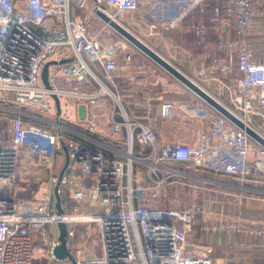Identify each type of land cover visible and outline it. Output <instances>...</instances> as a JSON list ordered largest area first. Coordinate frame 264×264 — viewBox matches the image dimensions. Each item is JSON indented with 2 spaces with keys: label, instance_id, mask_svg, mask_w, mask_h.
<instances>
[{
  "label": "built area",
  "instance_id": "2783aa9c",
  "mask_svg": "<svg viewBox=\"0 0 264 264\" xmlns=\"http://www.w3.org/2000/svg\"><path fill=\"white\" fill-rule=\"evenodd\" d=\"M85 2L0 0V264H35L39 257L72 263L54 253L60 221L67 224L75 264H239L227 251V237L243 249V237H263L264 225L249 223L239 210L227 218L209 184L223 182L218 176L248 180L256 174L251 136L198 96L172 99L138 80L127 42L106 23L98 32L85 26L77 8ZM166 6L174 15L156 16ZM99 8L119 21L144 10L155 20L149 28L164 31L210 9L207 18L182 28L199 45L217 36L224 54L204 58L237 113L264 119V59L248 42L255 22L264 23V0H93L92 13ZM63 48L73 60L50 70L47 87L43 65ZM54 95L63 106L89 105L91 118L78 117L87 124L60 120ZM158 117L190 118L203 128L193 143L160 140ZM64 147L69 162L61 175ZM24 154L44 171L30 196L13 190ZM256 154L264 160V147ZM169 188L188 202L160 205Z\"/></svg>",
  "mask_w": 264,
  "mask_h": 264
},
{
  "label": "crops",
  "instance_id": "0c3cea01",
  "mask_svg": "<svg viewBox=\"0 0 264 264\" xmlns=\"http://www.w3.org/2000/svg\"><path fill=\"white\" fill-rule=\"evenodd\" d=\"M215 1L216 0H211V3H214ZM166 7V9L156 12V16L168 18L174 15L175 12L173 10V7ZM77 8L80 9L81 18L87 28H89L92 32H98L102 29L105 22L101 20L96 14L92 13L93 1H91L90 3L88 2V0H86L84 5L79 7L77 6ZM209 10L210 9H208L204 13L196 10L184 20L180 27H176L174 29L166 31L150 29L149 24L155 20H153L154 17L145 14L144 10L135 12L130 17L123 20V24L136 35L141 36L140 38H143L146 43L156 49L174 65L182 68V71L185 72V74L193 77L194 73L199 74L201 73V71H208L207 73H209L210 75L209 78L199 77V79H201L200 81H203L205 85H203L204 88L206 87L205 89L208 88L209 90H211L209 91L207 89L211 93L212 91H214L213 94L219 96L220 98H223L224 100L229 102V104L234 106L231 101L230 92L226 88H224L223 84H221L218 80L220 74L215 72L209 66V59L204 58V54L207 52L214 55L224 54L217 47V36L212 35V40L209 41L206 45H199L196 36L193 33L187 32L184 30V28H182L183 26L190 24L195 19L207 18V16L210 14ZM228 35L230 37H235L234 32L228 33ZM259 35L264 36V23H262L261 20H257L255 22V25L251 30V35L248 39L250 46L255 52H258V50L253 47L252 43L253 40L261 37ZM57 56L60 58V60H73L69 48H63L62 52H59ZM256 56L259 59H264V50H261V54L256 53ZM56 57H53L51 59H56ZM156 64V62H154L142 51H136L134 53V71L132 73L141 82H149V80L146 81L148 78L147 76H149V72L152 71L153 74L156 75V78H158L160 81H163L164 77L166 78V76H163L164 74L160 72L157 66L158 64ZM92 66L95 67V64H92ZM57 67L58 64L51 65L50 70H56L58 69ZM98 71L100 77L105 79L103 72L99 69ZM237 74L238 72L235 73V75ZM117 81L121 84L124 83V80L122 78H118ZM150 83L153 85V82ZM155 83L158 82L156 81ZM214 86L216 87V89H218L217 91ZM154 89L159 90V88L155 86ZM165 92L168 94V97L171 96L170 98L180 101H188L195 98L190 93L186 95L185 93L187 92L183 91L178 93V96L180 97L172 96L168 91ZM64 100H66V98H64ZM75 102H73L72 104H74ZM0 103L2 104L3 102L0 101ZM75 106L76 108H74L73 113H70L69 115V109L66 108V110H64V106L62 103V115L60 117V120L71 123L72 125H86L87 122L80 121L78 117L85 116L86 114V118H88V120L91 118L89 105L88 108L81 106L78 103H76ZM247 121L264 135V119L259 114H250V116L247 117ZM192 122L196 124L194 136H190L188 134V128L190 126V123ZM1 125L7 127V120L2 119ZM175 127H179V130H183L181 131L182 133L174 132L176 131L174 130ZM202 128L203 127L199 122L190 118L168 120L160 119L158 117L157 136L160 140L193 143L197 139L199 131H201ZM251 146L252 150L250 151L249 158L256 168V174L248 180H241L240 178L236 177L218 176L217 179L223 182L215 185L209 184V188H211V190L215 194H217L219 198L224 202V209L227 213V218L234 217L233 214H235V211L239 210L242 212L243 217L246 221L256 226H261L264 225V160L256 158L257 150L262 147V145L252 139ZM202 173L206 176L211 177V174L208 170H205ZM43 174L44 171L41 168L36 167L31 163L30 156H28V154H24L19 166V175L14 182V192H16L20 196H30L36 188L37 177H40ZM227 238L229 239L226 247L227 251L231 255L239 256V264H264V236L258 239L244 236L243 239L246 241L247 247L243 249L234 248L232 243L230 242L232 237L228 236Z\"/></svg>",
  "mask_w": 264,
  "mask_h": 264
},
{
  "label": "water",
  "instance_id": "95a60500",
  "mask_svg": "<svg viewBox=\"0 0 264 264\" xmlns=\"http://www.w3.org/2000/svg\"><path fill=\"white\" fill-rule=\"evenodd\" d=\"M96 15L103 20L107 25H109L113 30H115L118 34H120L123 38L129 41L132 45H134L137 49L145 53L149 58H151L154 62L160 65L163 69L169 72L172 76H174L177 80H179L186 88H188L191 92L197 95L200 99L218 111L220 114L225 116L229 121L235 124L237 127L244 129L252 139L257 141L260 145L264 147V135L259 132L256 128H254L245 118H243L240 114H238L235 110L226 105L223 101H221L218 97L210 93L207 89H205L202 85L192 79L190 76L185 74L181 69H179L176 65L166 59L162 54H160L156 49L146 43L142 38L132 32L128 27H126L122 22L112 17L108 12L97 9L95 11ZM67 60H57L50 59L45 62L43 65L41 76L44 84L47 87H51L49 81V72L51 65H57L66 62ZM55 103L57 107V113H61V101L57 95H54ZM66 152V162L61 170V175L64 173L67 168L69 157L67 154V148L64 147ZM55 199H56V208L59 213H63L64 209L62 207V199L60 194L58 193V188L55 189ZM59 227V241L60 244L55 247L54 253L60 258H69L73 264H75V259L73 254L70 251L68 246V228L67 224L63 221L58 223Z\"/></svg>",
  "mask_w": 264,
  "mask_h": 264
},
{
  "label": "rangeland",
  "instance_id": "374dc122",
  "mask_svg": "<svg viewBox=\"0 0 264 264\" xmlns=\"http://www.w3.org/2000/svg\"><path fill=\"white\" fill-rule=\"evenodd\" d=\"M91 1L93 0H88V2L91 3ZM110 10V7H107ZM128 17H130L129 15H126V16H122L120 18V21L123 23V20L127 19ZM116 32V31H115ZM116 36L118 37H121L123 40H125L128 44V47L129 49H131V51H133L134 53L136 51L138 52H141L139 49H137L134 45H132L129 41H127L125 38H123L120 34H118L116 32ZM261 36V35H259ZM141 37V36H139ZM143 39V38H142ZM253 47H255L258 52V54H261V50H264V36H261V37H258L256 40H253ZM181 57V56H180ZM157 65V64H156ZM160 72L163 73L164 75L163 76H166V78L164 77V80L160 81L158 78H156V75L153 74L152 71L149 72V76H147V80H149V82H145L146 84H148V86L154 88L155 87H158L159 90H165V91H168L170 92V95L172 96H176V97H180L178 96V93L183 91V92H187L185 93L186 95L188 93H190L193 97H197V95H195L193 92H191L188 88H186L179 80H177L174 76H172L169 72H167L165 69H163L160 65H157ZM179 68V67H178ZM182 70V68H179ZM208 72V71H207ZM206 71L205 72H202L197 74V73H194L193 74V77L190 76L192 79H194L196 82H198L200 85H204L203 81H200L201 79H199V77H202V78H209V73H207ZM185 73V72H184ZM158 75V73H157ZM188 75V74H187ZM189 76V75H188ZM161 77V76H160ZM158 83H155L156 81ZM150 82H153V85L150 83ZM205 86V85H204ZM203 86V87H204ZM215 87V86H214ZM206 88V87H205ZM208 89V88H207ZM216 89V87H215ZM209 90V89H208ZM218 89H216L217 91ZM211 91V90H209ZM214 91H212V94H213ZM211 93V92H210ZM168 95V94H167ZM215 95V94H213ZM216 97H218L221 101H223L226 105H228L230 108H232L233 110H235V108L229 104V102H227L226 100H224L223 98H220L219 96L215 95ZM171 97V96H170ZM1 98V97H0ZM67 105V106H66ZM64 110H66V108H68V114L70 115V113H73V110L74 108H76L75 104H72L70 105V103L68 104H65L64 105ZM236 112H238V110H235ZM167 123V122H166ZM180 128L179 127H175L174 132H179V133H182L181 131L183 130H179ZM186 129V128H185ZM189 131H188V134L190 136H194L195 135V129H196V124L194 122L190 123V126H189ZM188 202V199L186 198L185 195H182L179 197V199L177 200V197L175 198L174 197V194H173V189L172 188H169L168 190H166V192L164 193V197L162 199V201L160 202V205L162 206H170L172 204H182L185 205L186 203ZM35 264H48L47 260L45 257H39L36 261H35ZM58 264H64V263H60L58 262ZM69 264H72V263H69Z\"/></svg>",
  "mask_w": 264,
  "mask_h": 264
},
{
  "label": "trees",
  "instance_id": "16d2710c",
  "mask_svg": "<svg viewBox=\"0 0 264 264\" xmlns=\"http://www.w3.org/2000/svg\"><path fill=\"white\" fill-rule=\"evenodd\" d=\"M176 97V96H175Z\"/></svg>",
  "mask_w": 264,
  "mask_h": 264
}]
</instances>
